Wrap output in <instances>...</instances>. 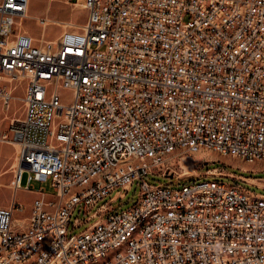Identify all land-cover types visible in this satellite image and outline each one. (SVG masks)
Instances as JSON below:
<instances>
[{
    "label": "built area",
    "instance_id": "1",
    "mask_svg": "<svg viewBox=\"0 0 264 264\" xmlns=\"http://www.w3.org/2000/svg\"><path fill=\"white\" fill-rule=\"evenodd\" d=\"M29 1L0 0L3 109L25 83L0 264H264V194L165 166L171 151L201 150L264 163V0H68L82 1L85 22L54 41L46 19L38 40L24 28ZM95 171L103 178L77 192ZM166 174L181 184L146 181ZM47 182L52 197L33 190ZM135 182L136 203L113 212ZM20 190L36 195L23 221ZM113 192L75 220L91 227L68 234L77 209ZM115 245L125 253L112 257Z\"/></svg>",
    "mask_w": 264,
    "mask_h": 264
},
{
    "label": "rangeland",
    "instance_id": "2",
    "mask_svg": "<svg viewBox=\"0 0 264 264\" xmlns=\"http://www.w3.org/2000/svg\"><path fill=\"white\" fill-rule=\"evenodd\" d=\"M73 2L70 3L68 0H30L27 18L24 20V28L28 30L29 34L35 40H38L40 34H42V27L38 20L46 19L47 27L44 30V33L46 31L45 40H56L61 32L67 28V25L78 27L85 22V10L76 9ZM24 88L25 83L15 90L14 99L8 110L3 109L0 104V207L2 208L8 207L14 196L12 181L15 170L17 146L10 138V127L12 120L19 119L22 115L23 107L21 100L24 95ZM165 166L170 167V172L167 170L166 173H174L176 177L193 176L198 173H205L207 168H213L219 169L218 172L225 170V172L238 174L244 177L257 179L264 178V172L256 173L264 170L263 162H243L229 155L209 150H201L195 154L176 152L166 159ZM210 180H218L231 185H239L251 192L264 194V188L261 186L248 185L242 181L232 180L231 178L218 177L214 179L212 177H206L199 179V181ZM146 181L152 185L166 187H174L177 184H181L176 181L175 178H171L168 174H166L165 177L149 175L146 178ZM41 187L45 188L48 197H52V189L49 182L34 183L33 190H37ZM113 194L114 192L100 200L88 214H85L83 210L79 211L77 209L71 217L68 234L77 235L91 227L94 224L95 219L90 222H85L76 228L74 227L77 224V222L75 223V220L78 219L80 222L85 221L88 215L93 213L102 204L107 203ZM138 196L139 184L135 182L126 195L125 200H120L112 205L113 212H120L131 207L136 203ZM35 197L36 195L34 193L21 190L17 191L15 195L16 201L24 205L25 210L24 213L21 212L15 214L16 218L23 221L28 217L29 207ZM24 224L25 222H20V227H23Z\"/></svg>",
    "mask_w": 264,
    "mask_h": 264
},
{
    "label": "bare ground",
    "instance_id": "3",
    "mask_svg": "<svg viewBox=\"0 0 264 264\" xmlns=\"http://www.w3.org/2000/svg\"><path fill=\"white\" fill-rule=\"evenodd\" d=\"M82 4H83L82 1H79V3L75 5L76 9L83 8ZM176 152L178 151H171V155H173ZM215 152L221 153V151H215ZM221 154L229 155L226 153H221ZM245 162L252 163L253 161H245ZM139 166H152V159H139ZM121 169H128V162H121ZM112 176H120V169H112ZM102 178H103V171H95V174H90V179H82L81 183L76 184V191L85 192L88 190L90 186V181H97V179H102ZM253 183L264 188V181H254ZM52 213H59V206H52ZM129 240H136V232H129ZM123 253H125V245H115V247L112 250V257H119Z\"/></svg>",
    "mask_w": 264,
    "mask_h": 264
},
{
    "label": "crops",
    "instance_id": "4",
    "mask_svg": "<svg viewBox=\"0 0 264 264\" xmlns=\"http://www.w3.org/2000/svg\"><path fill=\"white\" fill-rule=\"evenodd\" d=\"M72 1H75V0H72ZM29 4H30V1H29ZM218 171H219V169H212V170H208V173L211 174V175H215V174L231 175L233 177L240 178V179L246 181L248 184H250L252 186L256 185V184L253 183L254 181H264V180H261V179L248 178V177H244V176H241V175H238V174L225 172V170L224 171L222 170V172H218ZM213 172H215V173H213ZM225 173H227V174H225Z\"/></svg>",
    "mask_w": 264,
    "mask_h": 264
},
{
    "label": "trees",
    "instance_id": "5",
    "mask_svg": "<svg viewBox=\"0 0 264 264\" xmlns=\"http://www.w3.org/2000/svg\"><path fill=\"white\" fill-rule=\"evenodd\" d=\"M210 169H213V168H207V171ZM248 178H251V177H248ZM254 179H257V178H254ZM125 198H126V196H125ZM125 198L123 200H125Z\"/></svg>",
    "mask_w": 264,
    "mask_h": 264
}]
</instances>
